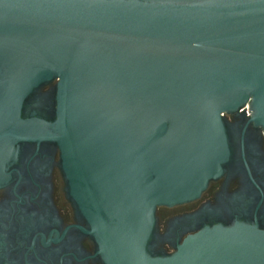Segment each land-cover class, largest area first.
I'll list each match as a JSON object with an SVG mask.
<instances>
[{"label": "water", "instance_id": "obj_1", "mask_svg": "<svg viewBox=\"0 0 264 264\" xmlns=\"http://www.w3.org/2000/svg\"><path fill=\"white\" fill-rule=\"evenodd\" d=\"M53 79L43 136L105 264H264L243 223L147 250L157 206L222 173L223 115L248 104L264 128V0H0V112Z\"/></svg>", "mask_w": 264, "mask_h": 264}, {"label": "flooded vegetation", "instance_id": "obj_2", "mask_svg": "<svg viewBox=\"0 0 264 264\" xmlns=\"http://www.w3.org/2000/svg\"><path fill=\"white\" fill-rule=\"evenodd\" d=\"M56 83L0 112V264H105L70 194L60 149L43 136L56 118ZM223 117L229 160L199 197L157 206L151 256L175 253L207 227L243 223L264 231V128L247 105Z\"/></svg>", "mask_w": 264, "mask_h": 264}, {"label": "built area", "instance_id": "obj_3", "mask_svg": "<svg viewBox=\"0 0 264 264\" xmlns=\"http://www.w3.org/2000/svg\"><path fill=\"white\" fill-rule=\"evenodd\" d=\"M247 106H248V104H247Z\"/></svg>", "mask_w": 264, "mask_h": 264}]
</instances>
